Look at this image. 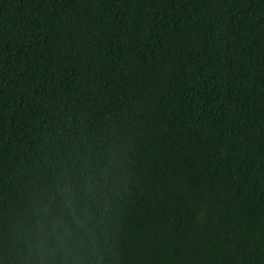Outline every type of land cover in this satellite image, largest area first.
<instances>
[{"label": "trees", "instance_id": "16d2710c", "mask_svg": "<svg viewBox=\"0 0 264 264\" xmlns=\"http://www.w3.org/2000/svg\"><path fill=\"white\" fill-rule=\"evenodd\" d=\"M0 264H264V0H0Z\"/></svg>", "mask_w": 264, "mask_h": 264}, {"label": "clouds", "instance_id": "9594fccd", "mask_svg": "<svg viewBox=\"0 0 264 264\" xmlns=\"http://www.w3.org/2000/svg\"><path fill=\"white\" fill-rule=\"evenodd\" d=\"M73 224L76 225L77 230L82 227V224L77 220H74ZM61 228L63 230H61ZM72 231V227L66 223L64 225H54L52 227V233H54V235H50L49 237L50 244L54 247L55 250H60L67 253L77 243L72 239Z\"/></svg>", "mask_w": 264, "mask_h": 264}]
</instances>
